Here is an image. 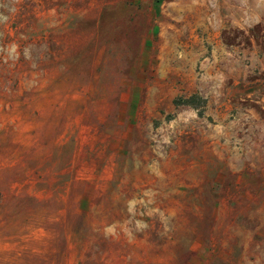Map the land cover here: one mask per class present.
Returning <instances> with one entry per match:
<instances>
[{
	"label": "rangeland",
	"instance_id": "obj_1",
	"mask_svg": "<svg viewBox=\"0 0 264 264\" xmlns=\"http://www.w3.org/2000/svg\"><path fill=\"white\" fill-rule=\"evenodd\" d=\"M0 264H264V0H0Z\"/></svg>",
	"mask_w": 264,
	"mask_h": 264
},
{
	"label": "trees",
	"instance_id": "obj_2",
	"mask_svg": "<svg viewBox=\"0 0 264 264\" xmlns=\"http://www.w3.org/2000/svg\"><path fill=\"white\" fill-rule=\"evenodd\" d=\"M198 102H199V97L198 96H192L186 100L180 99V100L175 101V105L176 106L187 105V106H193L195 108H199ZM199 114H200V116H202L203 111H201Z\"/></svg>",
	"mask_w": 264,
	"mask_h": 264
}]
</instances>
